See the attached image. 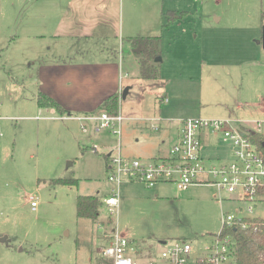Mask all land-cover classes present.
I'll return each instance as SVG.
<instances>
[{
    "label": "rangeland",
    "instance_id": "obj_1",
    "mask_svg": "<svg viewBox=\"0 0 264 264\" xmlns=\"http://www.w3.org/2000/svg\"><path fill=\"white\" fill-rule=\"evenodd\" d=\"M122 1L120 17V0H111L114 17L109 30L101 32L104 36H95L100 33L95 30L94 38H76L73 43L45 34L20 36L1 52V72L22 87L19 91L7 88L0 75V117L11 118L0 124V264H96L108 244L105 235L115 228L135 245L136 258L142 249H151L157 256L166 247L163 242L171 246L179 241L192 245L195 258L209 243V235L220 232L224 215L239 212L264 219V202L248 215L244 204L232 201L239 193L228 195L212 185L196 184L200 187L181 191L168 183L148 189L138 182L118 186L114 214L102 204L95 222L77 217V196L104 199L117 188L107 181L108 154L113 157L119 152L143 161L167 157L177 141L179 120L229 121L238 128L239 120L229 119L233 113L245 117L249 129L257 130L256 123H261L259 131L264 133L262 106L248 111L234 108V97L249 98L246 81L241 93L225 74L254 71L256 75L264 70V55L260 57L264 50L256 44L264 26V0ZM168 10L182 16L163 27ZM136 36L161 37L160 79L139 77V66L126 41ZM113 50L118 52L126 93L122 99L119 92L118 108L122 116L131 117L123 121L120 137L107 131L96 134L90 122L85 123L88 132L84 133L73 110L62 115L55 108L37 111L35 97L42 88L57 92L76 86L69 74L55 71L53 67L59 66L55 63L103 61L113 57ZM243 56L256 57L257 62L232 67L223 62L204 63L227 58L239 61ZM162 90L167 92V107L159 103ZM58 104L64 109V104ZM154 113L164 129L152 128ZM204 140L207 143L200 153L208 165L231 161L229 142L212 134ZM5 173L7 179H3ZM147 259L139 258L142 264Z\"/></svg>",
    "mask_w": 264,
    "mask_h": 264
},
{
    "label": "built area",
    "instance_id": "obj_2",
    "mask_svg": "<svg viewBox=\"0 0 264 264\" xmlns=\"http://www.w3.org/2000/svg\"><path fill=\"white\" fill-rule=\"evenodd\" d=\"M167 99L161 98L160 104H166ZM81 122V129L88 132L86 122L93 123L96 134L107 131L113 136L120 137L122 123L126 117L120 111L116 115L106 112L89 113L75 117ZM152 125L154 130L160 128V120ZM259 128V125L257 124ZM253 132L244 127L233 128L229 121L183 119L179 120L177 141L169 150V155L150 161L130 159L116 156L107 160V181L115 184L108 197L102 199L109 214H114L119 203L118 186L122 182H138L152 189L158 184L168 183L178 190L185 191L189 187L212 185L228 195L239 193L232 201L245 205L244 212L251 214L257 203L264 202V154L255 146L250 136ZM216 135L231 146V161L218 166L208 165L200 153L204 138ZM36 202H31V208ZM248 218L235 212L234 216L226 214L222 218V228L219 233L209 239V243L200 249L201 255L192 258L193 247L185 241H179L171 246L163 243V248L157 256L147 259L146 264H236L232 255L231 238L221 236L225 227L242 224ZM108 244L101 250L100 264H141L134 256L135 245L126 237L113 229L105 235ZM98 264V261L97 263Z\"/></svg>",
    "mask_w": 264,
    "mask_h": 264
},
{
    "label": "crops",
    "instance_id": "obj_3",
    "mask_svg": "<svg viewBox=\"0 0 264 264\" xmlns=\"http://www.w3.org/2000/svg\"><path fill=\"white\" fill-rule=\"evenodd\" d=\"M94 1L95 0H0V58L2 54L1 52H3V50L7 46H10L16 40H18L20 36H22V38H24L25 36L30 38H41V36L45 34L54 39H62L69 43H71L76 38L86 40L94 38L95 30H100V33L95 36H104V34H101V32L104 29L109 30V28L111 27L112 19L114 17L112 13L111 0H98L95 3ZM94 4L96 6H94ZM122 6L123 1L120 0V17L122 14ZM256 44L258 46H261L260 43ZM210 46L214 47V44L211 42ZM253 50L257 53L260 51L259 48H255ZM111 54H113V57L107 56L105 57V59H103V61L98 60L97 62L93 60L89 62H74V60L65 59L59 63H55L56 65H59L53 67L55 68V71L58 74L62 73L63 71L65 72V74H69L70 77L74 79V84L76 82V86L74 85V87L72 86V88L70 89L63 88L61 90H58L57 92H51L46 88H42L43 91L38 93H42L53 100L55 99L57 103L64 104V110H66V112H71L70 110H73L78 116L92 113L105 99H107L111 95H119L120 92V98L123 99L124 97L122 96L124 85L122 84L123 80L120 77V63L116 58L118 52L113 50ZM261 55L263 56L264 54H260V57ZM243 57L244 58H240L239 61H234L232 58H227L221 61L216 59V61H209L204 63L219 64L220 62H223L227 65L232 64L230 65L232 67L238 63L247 65L257 62V59L255 60L256 57ZM39 73H41V64L37 68V76ZM225 74L230 76V81L232 85L234 84L236 86V90H238L239 88L242 89L241 93L243 92V85L245 83L244 81H246L245 87L249 92V98H242L240 96L236 98L234 97V108L241 111H248V109L250 110L257 108L258 106H262L263 109H261V113L264 114L263 68L256 75L254 74V71H251L249 74L239 73L235 75V71L227 72ZM0 75L4 77L3 79H6L4 84L7 88H10L11 90H14L16 88L18 91L19 89H21L22 86L19 84L15 85L10 77L5 76V74L1 72V68ZM79 80H82V83L79 82ZM216 85L219 88V85ZM37 90L41 91V87L37 88ZM161 92L162 97L167 99V102L163 105V107H167L169 102L167 92L165 90H162ZM65 95H71L74 98H64ZM36 98L37 96L35 97V100L36 109L38 112H40L41 110L49 109L41 108L40 106H38ZM160 105L158 108H160ZM0 107L2 106L0 105ZM159 110L161 111V108ZM153 115L154 116H151L153 117V119H159L157 113H154ZM67 116H70V114H67ZM128 118L130 119L131 117H126V119ZM229 119L239 120L241 127L252 130L245 127L248 122L247 120H244L245 117H241V115H235L232 113ZM3 120H11V118L0 117V124H2L1 121ZM256 124H258L259 127L262 125L261 123ZM160 129L162 130L164 129V127H162L161 125L158 130ZM256 129L257 130L252 131L257 133L259 132L264 136V133L262 131H259L258 127ZM206 143L207 142H203V144ZM4 148H6V146L3 145V152L6 151L4 150ZM156 151V153H160L158 148H156ZM3 154L5 155V157L7 156L6 152ZM164 157L166 156H158L156 158ZM7 178V173H5L3 179ZM5 182H8V180H6ZM191 187L200 186L193 185ZM210 238L211 237H209V239ZM105 239L108 242L106 236ZM140 254L141 257L139 258H142L144 256H147L148 258L155 256V253L151 249H142Z\"/></svg>",
    "mask_w": 264,
    "mask_h": 264
},
{
    "label": "trees",
    "instance_id": "obj_4",
    "mask_svg": "<svg viewBox=\"0 0 264 264\" xmlns=\"http://www.w3.org/2000/svg\"><path fill=\"white\" fill-rule=\"evenodd\" d=\"M182 14L168 10L165 14L166 27L180 19ZM264 22V11L261 12ZM132 56L139 66V77L143 80L160 79V62H155L161 56L160 36H136L126 39ZM37 104L41 108H55L61 115L66 110L59 104L42 93L37 95ZM119 95L114 94L105 99L99 107L93 111L94 114L106 112L109 115H116L119 111ZM255 146L264 154V137L252 133L250 136ZM107 162V159H106ZM56 183H65L63 180H55ZM102 205V198L96 195L77 196L76 215L78 218L88 219L95 222L99 217V207ZM240 224L232 227H225L221 236L231 238L232 255L236 264H264V219L244 218ZM209 237H212L209 235ZM102 262L98 260V264Z\"/></svg>",
    "mask_w": 264,
    "mask_h": 264
},
{
    "label": "water",
    "instance_id": "obj_5",
    "mask_svg": "<svg viewBox=\"0 0 264 264\" xmlns=\"http://www.w3.org/2000/svg\"><path fill=\"white\" fill-rule=\"evenodd\" d=\"M257 43H260L262 48L264 49V26L262 27V31H261V40L258 41ZM155 62H161V58L160 57H157L155 59ZM126 93L123 92V96L122 97H125ZM109 155V154H108ZM0 241H3L2 239H0Z\"/></svg>",
    "mask_w": 264,
    "mask_h": 264
}]
</instances>
